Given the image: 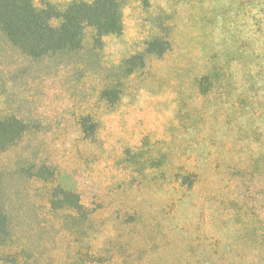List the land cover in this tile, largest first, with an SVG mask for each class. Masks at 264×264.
<instances>
[{"label":"rangeland","instance_id":"1","mask_svg":"<svg viewBox=\"0 0 264 264\" xmlns=\"http://www.w3.org/2000/svg\"><path fill=\"white\" fill-rule=\"evenodd\" d=\"M122 11V32L99 49L87 29L79 55L0 86V115L31 125L0 153L13 233L0 264H264V0H123ZM155 37L164 55L125 78L122 61ZM62 64L73 68L59 79ZM108 80L111 103L99 95ZM86 112L98 122L88 137ZM33 159L88 217L46 201L19 170ZM180 164L198 179L179 196L162 169Z\"/></svg>","mask_w":264,"mask_h":264},{"label":"trees","instance_id":"2","mask_svg":"<svg viewBox=\"0 0 264 264\" xmlns=\"http://www.w3.org/2000/svg\"><path fill=\"white\" fill-rule=\"evenodd\" d=\"M122 9L123 0H70L65 6L47 0L38 3L34 0H0V86L9 89L14 80L10 76L14 73H42L41 70H45L43 63L52 57L79 55L84 49L87 29L92 30L89 37L93 50L99 49L105 36L122 32ZM168 48L167 39L155 37L146 43L142 52L126 57L119 68L126 78L145 66L147 55L162 57ZM67 66L70 64L59 65L55 76L64 78L73 68ZM84 76V73L80 75ZM115 83V80H108L99 88V95L108 103L115 102L118 97L119 90L115 88ZM27 119L15 111L0 115V153L21 142L31 127ZM76 119L86 137L97 127L98 122L91 112L79 113ZM37 161L33 159L34 163L26 164L19 170L22 173L24 170L29 182L44 185L46 201L54 208L65 207L79 217H88L89 212L81 203L78 193L60 184L59 174L50 163ZM9 166L0 165V245L13 242L1 191ZM162 172L170 177L169 183L173 184L175 191L178 190L179 196L198 179L197 171L183 164L174 170L165 165Z\"/></svg>","mask_w":264,"mask_h":264}]
</instances>
